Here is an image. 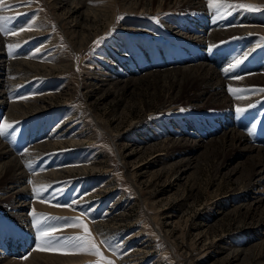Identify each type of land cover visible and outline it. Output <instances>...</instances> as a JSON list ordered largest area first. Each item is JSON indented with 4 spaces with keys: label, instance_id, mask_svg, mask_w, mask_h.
<instances>
[{
    "label": "rangeland",
    "instance_id": "1",
    "mask_svg": "<svg viewBox=\"0 0 264 264\" xmlns=\"http://www.w3.org/2000/svg\"><path fill=\"white\" fill-rule=\"evenodd\" d=\"M59 1L0 0V17L10 18L7 28L18 33L0 34L5 54L2 58L30 62L21 66L22 73L2 72L12 83L5 94L6 106L0 108V123L10 116L8 104L20 103L26 108L7 122L13 127L0 137V143L17 158L25 159L22 167L28 181L22 186L30 195L23 211L27 220L21 225L16 215L9 214L16 210L3 199V186L8 183L0 180V257L17 261L36 252L37 229L29 213L34 209L46 217L73 218L86 213L98 246L114 264H264V202L252 209L244 201V196L254 191V161L238 156L234 148L222 147L219 138L207 136L205 147L196 150L190 149L193 143L178 140L191 131L197 142L229 113V119L239 123L238 131L246 135L249 144L264 148V94L244 107L236 105L226 111L210 104L198 107L187 86L182 85L178 93L167 97L170 84L161 75H147L187 67L199 58L214 69L228 68L224 78L252 76L264 70V42L244 56L241 54L254 44L255 35L234 36L211 45V51L203 47L199 50L194 43L179 39L164 23L167 19L184 21L181 19H185L188 8L133 14L121 9L120 0H111L116 6L110 10L114 20L109 24L96 22L90 28L96 37L78 48L79 32L87 27H74L75 17L67 18L56 9ZM255 5L262 10L231 9L229 14L239 12L250 21L264 22V2ZM209 12V20H218L220 27H226L232 19L226 16L227 21L219 15L211 18ZM29 25H33L32 30H28ZM9 44L16 45L11 54ZM122 55L143 71L134 77L135 84L115 88L110 76L113 68L120 66L117 62ZM235 59L242 63L229 68ZM59 61L61 64L56 65ZM18 77L23 80L21 85ZM260 87L264 89L245 87L237 95L247 101L252 90ZM36 97L40 98L34 103ZM231 98L241 100L233 94ZM44 106L47 109H42ZM237 108L246 111L238 115ZM56 127L58 131H54ZM170 130L183 133V138L173 137ZM152 133L157 137H151ZM36 146L41 148L32 151ZM29 164L31 167H26ZM81 166L88 168L84 175L74 172L55 180L31 178ZM34 187L47 188L43 196L50 204L37 199ZM46 223L59 229L53 233L58 237L81 234L80 229L61 228L63 220ZM105 238L116 255L99 244ZM17 248H21L22 255H17ZM36 254L37 264H96L98 259L86 254ZM2 260L5 262L1 264H8Z\"/></svg>",
    "mask_w": 264,
    "mask_h": 264
},
{
    "label": "bare ground",
    "instance_id": "2",
    "mask_svg": "<svg viewBox=\"0 0 264 264\" xmlns=\"http://www.w3.org/2000/svg\"><path fill=\"white\" fill-rule=\"evenodd\" d=\"M241 1L248 2L254 5L255 4L259 5L264 2V0H241ZM95 2L97 4H95ZM120 3H121L120 7L124 12L133 13V14H150L151 15L155 12H159V13L163 12L169 8H172L171 10L173 11L176 8L177 9L178 8H183V9L188 8L189 10L185 12L184 14L185 19H181L184 21H176V20L167 19L164 21V23H168L170 25L169 29L171 30L173 34H176L179 39H184L190 43H194L195 45H197V47H199V50L201 49V47L208 49L211 47V45H214L215 43L217 44V42L226 40L234 36L239 37V35H244V36L255 35L254 44L249 45L248 48L246 47L247 49L243 51V54H241L242 56H244V55L250 54V52L253 51L254 47L261 42V38L264 37V22L262 20L258 22H256V20L250 21L249 17L242 16L239 12H236V11H235L236 12L235 14L234 13L229 14L230 12L229 11L225 14V16L222 17V19L223 18L225 19L226 16L232 17L229 24H226L227 25L226 27H220L221 24L217 23L218 20L217 21L213 20L215 22H213L212 19L209 20L207 16L209 9H208L206 0H120ZM114 6L115 5H112L111 0H110V3H108L107 0H68V1L61 0L57 3L56 9L61 10V12L64 13V14L62 13V15L66 14L67 18L75 17V19L73 20L74 27L79 26L80 30L82 29L81 28L82 24H83L82 26L85 25L87 27V29H82L81 31L79 30L80 31L79 36L77 37V41H78L77 47L82 48L83 45H86L89 41H91L93 38L96 37L97 34H94V33L92 34L90 32L91 30L90 28L92 26H95L96 22L103 21V22H106V24H109L114 20V17H115L114 14L110 13V10H112ZM116 12L118 11L116 10ZM109 14H111V19L109 17ZM213 15L214 14L211 13V18H213L214 16H218V15H214V16ZM41 18H42V21L45 20L44 17H41ZM67 18H63V19H67ZM227 18L226 20L228 21ZM219 21H220V18H219ZM127 30L134 32V30L131 28H128ZM3 55L5 54H4L3 48L0 45V108H2L1 107L2 105L4 107L6 106L5 94L8 90L7 89L8 84L11 82L9 81V79H7L6 76H2V72L6 71L7 73L8 70L19 72V70L21 69V66H28L30 63V62H25V61L17 62L16 60L7 61V59L2 58ZM195 56H199V55H195ZM120 57L121 58L118 59V62H117L120 66L116 65L115 68H113L114 73L110 76L111 77L110 84L113 85V87L115 88L120 85L126 86V85L135 84V82H133L135 80L134 77L138 73L143 71V70L140 71V69L138 68L136 69L135 67H133L132 64L130 63V60L125 55H122ZM61 62L62 61L57 62L56 65H60ZM121 62H123L124 65H122ZM32 66H34V68L37 67L36 64ZM123 66L125 68L121 69L120 67L123 68ZM149 74H151L152 76L161 75V77L166 81L165 83L168 82L170 84V87H169L170 89L168 90L167 95H165L167 97L171 95L172 92L178 93L181 90L182 85L183 87L187 86L186 88L190 89V91L193 93L192 99L194 100V105L198 107L204 106L205 104L206 105L210 104V105L217 106L219 108H224L226 111V109H229V108L231 109L232 107L236 108V105L245 106L249 102L252 103L258 98H262V95L264 94V92H260L257 88V91L252 90V94L251 95L249 94L250 96L246 98L247 101H243V99L233 100L231 98V93L228 90L230 87L234 89L236 88L245 89V87L250 88L253 86L255 87L264 86V70L259 74H254L252 76H247V77L243 76V78H241L242 76H240V79L230 80L229 78H224V75H225L224 69H214L213 66L211 67L207 63L202 62L199 58L198 60L192 62V64L187 67H173L171 68V70L167 69L166 71H162V72L156 70V71H153V73H148L147 75ZM21 81H23L22 78H19L17 80V83H20L21 85L22 84ZM11 87H14V85H12ZM11 87L9 88L11 89ZM39 98L36 97L35 99H33L35 101L34 103H37ZM46 104H49V103L46 102ZM21 106L23 105H21L20 103L17 104V103L12 102L8 104V111H10V116L6 115L4 117L5 120L7 122L15 120L17 118V111L20 110V113H21V110H24L26 108V107L24 108ZM42 109L44 110L47 109V106H44ZM221 117H222L221 118L222 122H219V126H216L214 128L211 127V129L208 130L207 133L205 134H203L202 132L203 135L200 136V139L197 142L193 140L194 138H196V135L192 134L191 131H189L187 134L189 136L185 138H183L184 134L183 133L182 135L179 134L178 130H175V131L170 130L169 132H171L170 134L174 135L173 137H176L179 135V138H183V139H178L180 141H184L185 143H193L192 145H189L191 147L190 149H193V150H196L201 147H205L203 146L204 141L209 137L211 138L214 137L215 140H218L219 138L220 140L218 141L220 142L219 144H221L222 147L226 146V147L234 148L236 151L239 152L238 156H244L245 158L250 159L251 163L252 161H254L251 166L252 172L255 177V179L251 182V187L254 189V191L252 192L250 196L248 197L244 196V201L248 204V208L257 209L264 202V148H261L260 146L250 145L248 142L249 140L246 137V135L238 131L239 123H237L236 120L234 119H229L230 118L229 113L228 114L225 113ZM63 123L64 122L60 123L57 127H61ZM57 127L55 128L54 131H58ZM64 132H62V134ZM167 134L169 133L167 132ZM59 135H61V133ZM153 136L157 137V134L152 133L151 137ZM74 144H77V142H74ZM40 148L39 146L38 147L36 146L32 148V151L34 152L36 150L38 151V149ZM42 150L45 151L46 149H42ZM23 160L25 159L20 158V157L17 158V156H14V154L11 151H9L5 147V145L0 143V180H3V181L6 180L8 183V186L6 187H4L5 185L3 184L4 185L3 195H6L5 197H3V199L9 203L10 208L14 209V211L16 210V212L12 214L9 213V214L11 216L16 215L17 220L20 222L21 221L25 222L27 220L25 219L26 213H23V211H24L25 205H27L28 203L27 202L28 196L30 195L27 191V188H25L26 186L25 187L22 186V183H25L28 181V176L24 172V167H22ZM87 170H88L87 167H82V166L76 167V168L68 167V168L58 170V171H50V172L48 171L46 174H41L40 177L42 178L35 177V176L33 177L31 176V178L33 179V181L38 180V179L55 180V179L62 178L64 174H67V176H69L73 174L74 172L84 175L85 173H87ZM15 198L16 199L24 198L25 200L15 201L14 200ZM33 205L39 206V203H35V204L33 203ZM22 222L20 223L21 225L24 224ZM20 249L21 248H17L18 256L19 254L22 255V252H21L22 250L20 251ZM36 252H32L24 260H17V261L11 260L7 258V256L6 258L0 257V264L5 262L4 260L1 261V259H6L8 261V264H37L36 258L38 259V254H36Z\"/></svg>",
    "mask_w": 264,
    "mask_h": 264
},
{
    "label": "snow or ice",
    "instance_id": "3",
    "mask_svg": "<svg viewBox=\"0 0 264 264\" xmlns=\"http://www.w3.org/2000/svg\"><path fill=\"white\" fill-rule=\"evenodd\" d=\"M208 9L214 15H219L223 17L229 10L231 9H245L248 11H260L262 10L260 7L253 4H231L228 3L227 0H206ZM10 22V18L8 17H0V34L3 35H18L15 31H10L6 24ZM33 25L28 26V30H32ZM261 41L264 42V37L261 38ZM99 44V41L96 42ZM9 54L15 51L16 45L9 44L8 46ZM211 51V47L209 49ZM242 63L241 59H235L233 63L229 65V68L234 69L239 64ZM228 68L224 69L225 74L228 72ZM231 94L234 95L236 99H242L243 97L237 95V93H241L245 90L243 89H228ZM259 91L264 92V89H260ZM246 109L237 108V114H241ZM2 119V118H0ZM13 126L8 124L7 121L0 123V137H4L8 134V131ZM251 135V133H249ZM27 167H31V165H26ZM31 183V181H29ZM47 191L46 187L33 188V193L37 197L38 200L42 203H49L50 200L43 196V193ZM54 197V194L52 196ZM54 207H61L60 205H51ZM71 208V206H69ZM74 210V209H71ZM33 217V227L37 229V244L35 251L40 252H51L57 253L60 255H91L95 256L98 259L96 260V264H114L113 261L108 260L107 257L104 256L100 247L97 244L96 237L93 235L92 230L89 228V223L92 221L86 222L88 220L87 214L81 212L79 217L73 218H62V217H46L42 215H38L33 209L31 212ZM52 220H63L64 223L61 225V228H76L81 230V234L75 236H67V237H58L53 235L54 232L58 231V228L51 227L47 224V221ZM99 244L104 245L107 249L112 251L113 255H116V250L112 248L111 242L109 240L101 239ZM27 258V257H26Z\"/></svg>",
    "mask_w": 264,
    "mask_h": 264
}]
</instances>
